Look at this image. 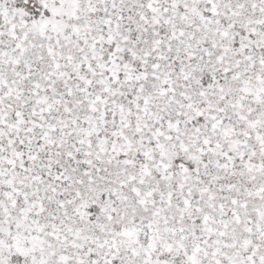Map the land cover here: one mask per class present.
Instances as JSON below:
<instances>
[{"label": "snow or ice", "instance_id": "1", "mask_svg": "<svg viewBox=\"0 0 264 264\" xmlns=\"http://www.w3.org/2000/svg\"><path fill=\"white\" fill-rule=\"evenodd\" d=\"M0 264H264V0H0Z\"/></svg>", "mask_w": 264, "mask_h": 264}]
</instances>
